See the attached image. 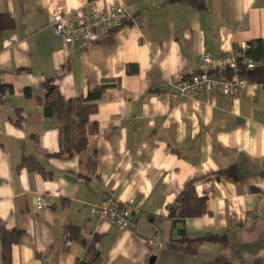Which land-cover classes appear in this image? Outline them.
Returning a JSON list of instances; mask_svg holds the SVG:
<instances>
[{
	"label": "crops",
	"instance_id": "1",
	"mask_svg": "<svg viewBox=\"0 0 264 264\" xmlns=\"http://www.w3.org/2000/svg\"><path fill=\"white\" fill-rule=\"evenodd\" d=\"M89 1L0 0V84L8 87L0 102V264L14 232L8 264H77L90 254L98 264H218V242L188 256L181 235L223 236L232 264H264V81H248L233 98L169 97L176 76L196 72L204 54L258 41L264 56V0H204L202 10L184 1L95 0L101 9L123 4L143 26L98 30L70 45L56 39L54 12ZM102 84L90 117L97 133L82 154L58 156L46 95L84 98ZM32 159L51 179L29 171ZM79 160L94 165L80 168ZM188 188L207 213L174 225L168 210ZM102 201L127 206L130 231L90 215ZM152 238L157 245H148Z\"/></svg>",
	"mask_w": 264,
	"mask_h": 264
},
{
	"label": "trees",
	"instance_id": "2",
	"mask_svg": "<svg viewBox=\"0 0 264 264\" xmlns=\"http://www.w3.org/2000/svg\"><path fill=\"white\" fill-rule=\"evenodd\" d=\"M188 2L197 10L204 8V0H171ZM245 51V56L254 62L255 67L252 70L242 69L239 72L240 76L245 77L248 81L263 82L264 81V56L263 49L260 42H250ZM236 51H239L236 49ZM107 87L102 84L93 87L87 92L84 98L64 99L56 90L50 91L43 103L42 112L45 118L54 122L57 130L58 139V156L65 158H73L76 155L82 154L87 147L88 139L97 133V125L91 122L90 117L97 112L98 101ZM8 92V87L0 84V102L4 99L5 93ZM27 94V93H26ZM29 159L24 158L22 165L28 166ZM94 165L91 160H79L80 168H89ZM30 172L39 173L44 179H51V174L44 171L34 159L28 167ZM230 172L222 173L224 176H229ZM80 175H83L80 173ZM79 175V176H80ZM231 176V175H230ZM85 179L88 176H84ZM237 180V178H234ZM207 213L205 206V199L198 198L192 188H188L182 193L178 202L170 206L168 210V217L175 225L176 222L188 218H198ZM66 234L73 241H78L84 245V241L79 234V229L74 226L65 227ZM19 234L14 232L6 236L3 240L1 250V261L4 264L10 262V248L13 244L18 242ZM204 241L218 242L220 244V252L216 263L218 264H232L225 257V250L228 242L223 236H203L196 239H188L181 235L179 240L182 253L188 256H194L197 249ZM77 264H98L97 254H90L85 263Z\"/></svg>",
	"mask_w": 264,
	"mask_h": 264
},
{
	"label": "built area",
	"instance_id": "3",
	"mask_svg": "<svg viewBox=\"0 0 264 264\" xmlns=\"http://www.w3.org/2000/svg\"><path fill=\"white\" fill-rule=\"evenodd\" d=\"M139 28L142 22L128 13L123 4H110L106 8L98 7L96 1L90 0L86 5L72 12L56 11L52 15L50 29L52 35L66 45L74 42H88L98 30L117 31L124 27ZM247 46L239 51H232L213 58L209 54L200 57V66L190 75L176 76V91L169 97L173 102L182 98H193L200 94H220L224 98H233L248 85V80L239 75L242 69L252 70L254 62L245 56ZM40 196L36 199V210L44 208ZM90 215L114 224L121 231H130V212L125 204L102 201L90 208ZM148 245H157L155 238L148 239Z\"/></svg>",
	"mask_w": 264,
	"mask_h": 264
}]
</instances>
